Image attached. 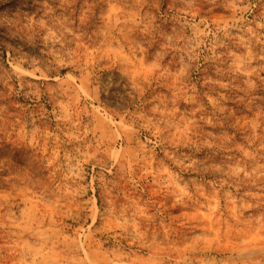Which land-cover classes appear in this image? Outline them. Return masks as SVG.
I'll list each match as a JSON object with an SVG mask.
<instances>
[{
    "label": "rangeland",
    "instance_id": "obj_1",
    "mask_svg": "<svg viewBox=\"0 0 264 264\" xmlns=\"http://www.w3.org/2000/svg\"><path fill=\"white\" fill-rule=\"evenodd\" d=\"M0 264H264V0H0Z\"/></svg>",
    "mask_w": 264,
    "mask_h": 264
}]
</instances>
